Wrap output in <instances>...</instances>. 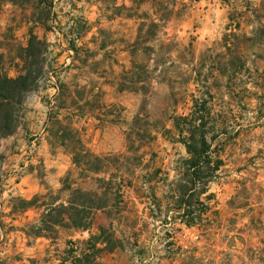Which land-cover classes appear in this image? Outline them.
Here are the masks:
<instances>
[{
    "label": "rangeland",
    "instance_id": "rangeland-1",
    "mask_svg": "<svg viewBox=\"0 0 264 264\" xmlns=\"http://www.w3.org/2000/svg\"><path fill=\"white\" fill-rule=\"evenodd\" d=\"M30 29L48 47V75L0 141V264H62L69 242L83 250L92 237L114 248L98 264H264V0H0V75L18 76ZM133 67L148 94L123 91ZM194 100L211 162L196 188L181 153L199 134ZM120 184L134 187L135 207ZM49 194L95 209L92 230L58 228L56 241L6 234L43 213L12 215L15 202ZM164 233L167 261L152 244Z\"/></svg>",
    "mask_w": 264,
    "mask_h": 264
},
{
    "label": "trees",
    "instance_id": "trees-1",
    "mask_svg": "<svg viewBox=\"0 0 264 264\" xmlns=\"http://www.w3.org/2000/svg\"><path fill=\"white\" fill-rule=\"evenodd\" d=\"M200 1V0H196ZM51 7L50 4H48ZM49 31L48 28H45ZM81 28L77 30V37L75 41L70 43V49L74 52L75 56L72 65L68 70L75 69L76 62H79L81 49L77 48L76 41L79 40L81 35ZM104 48V46H103ZM102 48V49H103ZM48 51L47 45L40 41L34 33V29H30L28 33V40L26 45L19 47L18 60L19 64H15V69L18 72V76L12 79L8 74L0 75V141L12 136L18 125V115L20 113V106L23 104L24 99L28 93L36 88V85L41 79L46 78L48 75L45 71V65L47 62L46 54ZM137 68L133 67V70L127 72L128 75H132V82L126 83L128 86H123V91L131 93H142L148 94V82L136 77L134 71ZM135 78V79H134ZM142 85L140 88L138 85ZM147 85V86H146ZM204 106L203 103H199L198 100H194V107L191 114V118L200 121V125L197 130L199 134L196 136L191 133L188 140L184 139L183 144L185 145L188 154L192 157L187 166L191 171V185L196 188L200 181V170L202 165L210 164L208 151L209 146L207 144L205 125L203 118L198 115L200 108ZM175 127L179 131V124L175 120ZM182 133V132H180ZM4 156L0 153V164ZM79 162L76 159H74ZM218 171V168H215ZM52 194L48 196L34 197L31 201H17L14 203L12 215L24 214L29 210L43 211L40 221L34 225H28L22 229L10 228L9 232L21 231L28 238L37 240L45 238L47 240H57V229L65 228L73 231H91L93 226V211L95 209L87 210L86 208L77 209L72 205L66 206L64 204L56 205V202L52 200ZM55 202V203H54ZM81 208V207H80ZM89 211V212H88ZM195 212L186 214L188 217L187 225L192 226L193 221L197 218L192 217ZM0 228L5 231V226L0 223ZM103 234L105 230L100 229ZM108 246L111 244L110 240L105 242ZM74 243H68V250L66 251L67 260L65 259L62 264L70 262V264H98L100 256L104 252H112L114 248H99V241L96 237H92L87 243L86 248L83 250L73 248Z\"/></svg>",
    "mask_w": 264,
    "mask_h": 264
},
{
    "label": "crops",
    "instance_id": "crops-1",
    "mask_svg": "<svg viewBox=\"0 0 264 264\" xmlns=\"http://www.w3.org/2000/svg\"><path fill=\"white\" fill-rule=\"evenodd\" d=\"M6 144H7V142H6ZM5 144V145H6ZM5 145H4V147H3V149H2V152H1V154L3 155V151H4V149H5ZM181 153H182V157L183 158H185V159H187V158H189V155H188V153H187V150H186V147L185 146H183L182 145V149H181ZM4 156V155H3ZM31 178L30 177H26L24 180H23V182H22V184L24 183V181H29ZM132 188V196H131V201H130V203L129 204H124L125 206H127V207H135L138 203H139V201H140V198L138 197V195L136 194V192H135V189H134V187H131ZM24 189H26V190H28L27 188H24ZM14 190H15V188H14ZM155 197L156 198H158V194H155ZM150 198H152L151 196L150 197H147V200H151ZM201 201H204V200H201ZM171 215V214H170ZM170 215H168V216H164V215H162V217H163V219L164 220H171V217H170ZM1 223V222H0ZM3 224V223H2ZM168 225H166V227H167ZM180 226H181V228H183L184 229V226L182 225V223H181V220H180ZM165 227V226H164ZM193 229L194 227H188V229L190 230V229ZM1 229V228H0ZM2 230V229H1ZM18 231V230H17ZM14 232V231H13ZM19 232V231H18ZM21 232V231H20ZM74 233H76L77 231H73ZM79 232V231H78ZM8 233H10V232H6V234H8ZM167 238H168V236H166L165 235V233L162 235V238H161V240H160V243H158V241H154L152 244L153 245H155V246H158L159 244V248H162L163 250H164V252H163V255H164V260L165 261H167L169 258H170V254H167L165 251H168L169 250V248H166L167 246H168V244H170V242L169 241H167Z\"/></svg>",
    "mask_w": 264,
    "mask_h": 264
},
{
    "label": "built area",
    "instance_id": "built-area-1",
    "mask_svg": "<svg viewBox=\"0 0 264 264\" xmlns=\"http://www.w3.org/2000/svg\"><path fill=\"white\" fill-rule=\"evenodd\" d=\"M119 194L121 196V200H122L123 204H129L131 201V196H132V188L127 184H120ZM200 206L202 207V211H200L199 214L201 217L206 218L208 216V207L209 206L204 201H201ZM183 215H184V218L181 219V223L184 226V229L188 231L189 226L187 225V222H186L188 220V217L185 214H183ZM195 216H197V213H195L193 215V217H195ZM192 238H193V241H198V239H199L198 236H194V235L192 236ZM172 241H173V238H170V242H172ZM181 249L184 251L185 250L187 251L188 247L182 246Z\"/></svg>",
    "mask_w": 264,
    "mask_h": 264
}]
</instances>
